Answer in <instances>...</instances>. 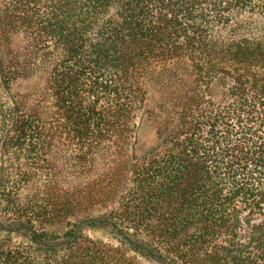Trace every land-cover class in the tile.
<instances>
[{"label":"trees","instance_id":"obj_1","mask_svg":"<svg viewBox=\"0 0 264 264\" xmlns=\"http://www.w3.org/2000/svg\"><path fill=\"white\" fill-rule=\"evenodd\" d=\"M0 264H264V0H0Z\"/></svg>","mask_w":264,"mask_h":264},{"label":"rangeland","instance_id":"obj_2","mask_svg":"<svg viewBox=\"0 0 264 264\" xmlns=\"http://www.w3.org/2000/svg\"><path fill=\"white\" fill-rule=\"evenodd\" d=\"M39 77H36L34 79L35 81H38ZM40 79V78H39ZM34 81H27L23 82L22 86L19 87L23 92H27L29 90V85H32ZM18 88V86H17ZM156 95L152 91L150 93V104L152 107L156 105ZM158 141V135L156 132V125L154 122V119L152 116H149V114H141L139 118V130H138V137H137V144L135 147V152L137 154L141 155L147 152L153 145H155ZM88 232L94 235H99L101 237L107 238L110 236V229L106 228H101V229H93V228H88Z\"/></svg>","mask_w":264,"mask_h":264}]
</instances>
